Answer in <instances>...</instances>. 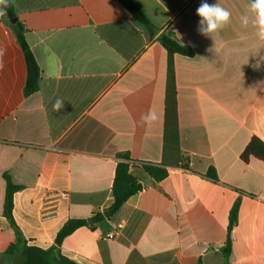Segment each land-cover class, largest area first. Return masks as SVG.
I'll return each mask as SVG.
<instances>
[{"label":"crops","instance_id":"0c3cea01","mask_svg":"<svg viewBox=\"0 0 264 264\" xmlns=\"http://www.w3.org/2000/svg\"><path fill=\"white\" fill-rule=\"evenodd\" d=\"M133 1L194 51L173 57L177 134L165 129L168 53L116 0H11L41 74L30 96L11 19L0 16V264L20 261L5 254L16 242L3 214L5 174L23 187L13 217L28 246L48 249L68 220L104 216L65 239L61 253L77 264H225L238 198L228 264H264V162L241 159L252 137L264 141V42L240 22L250 0H206L232 12L214 39L197 30L204 0ZM104 29L139 52L134 61ZM149 111L152 124L141 120ZM119 155L134 162L142 190L105 216ZM143 164L163 166L167 178ZM210 168L217 182L205 177Z\"/></svg>","mask_w":264,"mask_h":264},{"label":"trees","instance_id":"16d2710c","mask_svg":"<svg viewBox=\"0 0 264 264\" xmlns=\"http://www.w3.org/2000/svg\"><path fill=\"white\" fill-rule=\"evenodd\" d=\"M131 16L132 20L137 26H140L145 31L150 41L155 40L158 42L168 53V66L166 77V97H165V129L166 133L172 130L177 134V89H176V76L173 57L181 55L192 58L194 51L188 46L180 44L174 37L172 32L161 31L156 27L148 16L138 7L133 0H116ZM10 6L6 9L8 17L12 20L17 18L15 8L9 0ZM124 23L117 24L118 28H122ZM12 31L16 37L17 43L21 47L27 65V79L24 86V95L30 96L39 90L40 69L35 59V56L27 43L25 37V28L19 22L11 25ZM113 28V27H111ZM102 36L108 40L125 58L134 61L139 52L134 56L131 53V46L127 42L118 40L116 36L110 33V30L104 29ZM123 161L119 162L116 167L115 177L112 185L113 204L111 211L117 212L125 202L142 190L141 184L138 182L136 175L130 171L134 162L130 160L128 155H119ZM243 162L248 163L251 159H256L264 162V141L258 137H252L248 145L241 153ZM184 169H188L187 165H182ZM144 171L156 181H162L168 176V171L161 165L157 164H143ZM205 177L218 181V175L214 168H210ZM6 182V196L4 204V217L10 223L15 231L16 242L11 244L5 251L6 255L16 256L20 259L18 263L12 264H77L74 261L64 257L61 253V247L67 237L72 235L75 231L83 227L93 228L96 224L103 221L102 214H95L89 219H70L60 229L57 234L55 245L42 249L36 246H28L25 237L22 235L13 217V197L17 191L23 187L15 185L11 177L7 174L4 175ZM241 206V200L238 198L229 214L228 225V238L226 242L225 264H228V258L232 246V233L237 225L238 216Z\"/></svg>","mask_w":264,"mask_h":264},{"label":"clouds","instance_id":"9594fccd","mask_svg":"<svg viewBox=\"0 0 264 264\" xmlns=\"http://www.w3.org/2000/svg\"><path fill=\"white\" fill-rule=\"evenodd\" d=\"M9 6V0H0V16L6 15V9ZM196 14L200 17L198 32L213 39L232 22V12L219 2L209 4L204 0L196 9ZM240 22L244 28L251 27L256 38L260 42H264V0H250L245 14L240 17ZM3 54V51H0V58ZM2 68L3 63L0 60V69ZM63 107L64 101L61 99H57L53 104V110L56 112H60ZM157 119L158 116L154 111H149L141 117V120L146 124H152Z\"/></svg>","mask_w":264,"mask_h":264},{"label":"built area","instance_id":"2783aa9c","mask_svg":"<svg viewBox=\"0 0 264 264\" xmlns=\"http://www.w3.org/2000/svg\"><path fill=\"white\" fill-rule=\"evenodd\" d=\"M122 228H123L122 225H118L117 228H116V230H114V231L110 232L109 234H107L106 238H107V239H114L115 236H116V234H117L120 230H122Z\"/></svg>","mask_w":264,"mask_h":264},{"label":"water","instance_id":"95a60500","mask_svg":"<svg viewBox=\"0 0 264 264\" xmlns=\"http://www.w3.org/2000/svg\"><path fill=\"white\" fill-rule=\"evenodd\" d=\"M11 23H12V24L17 23V18L12 19V20H11ZM111 213H112V211L105 212V216H108V215L111 214Z\"/></svg>","mask_w":264,"mask_h":264}]
</instances>
